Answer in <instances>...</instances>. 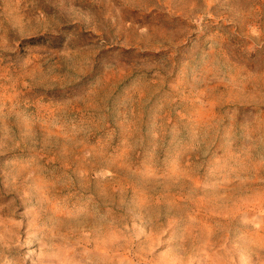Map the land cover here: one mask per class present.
Returning <instances> with one entry per match:
<instances>
[{
  "label": "rangeland",
  "instance_id": "obj_1",
  "mask_svg": "<svg viewBox=\"0 0 264 264\" xmlns=\"http://www.w3.org/2000/svg\"><path fill=\"white\" fill-rule=\"evenodd\" d=\"M0 264H264V0H0Z\"/></svg>",
  "mask_w": 264,
  "mask_h": 264
}]
</instances>
